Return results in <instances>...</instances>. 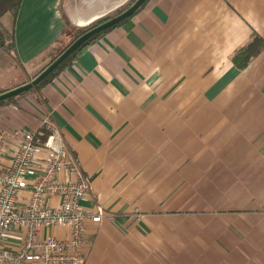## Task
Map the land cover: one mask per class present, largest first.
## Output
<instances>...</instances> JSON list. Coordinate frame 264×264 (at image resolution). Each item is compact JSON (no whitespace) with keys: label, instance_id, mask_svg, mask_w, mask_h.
<instances>
[{"label":"crops","instance_id":"crops-1","mask_svg":"<svg viewBox=\"0 0 264 264\" xmlns=\"http://www.w3.org/2000/svg\"><path fill=\"white\" fill-rule=\"evenodd\" d=\"M127 1L22 0L20 67L36 75L67 28ZM255 37L264 0H147L38 93L0 106V131L56 123L89 179L82 205L103 217L87 224L84 264H264V47L232 61Z\"/></svg>","mask_w":264,"mask_h":264},{"label":"built area","instance_id":"built-area-1","mask_svg":"<svg viewBox=\"0 0 264 264\" xmlns=\"http://www.w3.org/2000/svg\"><path fill=\"white\" fill-rule=\"evenodd\" d=\"M43 127V142L32 131H0V264H84L87 224L103 217L101 207L82 205L90 181L59 127L48 118Z\"/></svg>","mask_w":264,"mask_h":264},{"label":"trees","instance_id":"trees-1","mask_svg":"<svg viewBox=\"0 0 264 264\" xmlns=\"http://www.w3.org/2000/svg\"><path fill=\"white\" fill-rule=\"evenodd\" d=\"M22 0H0V49L4 50H12L14 54V41H13V29H12V22L16 17L19 5ZM136 0H128L123 6L120 8L116 9L115 11L111 12L110 14L94 21L93 23L89 24L86 27L83 28H67L64 31V35H69L70 41L64 45L57 53H54L49 60V63L52 62L59 54H61L74 40H76L78 37H80L82 34L85 32L89 31L96 25L113 18L123 12L125 9H127L129 6H131ZM145 4V3H144ZM143 4V5H144ZM142 5V6H143ZM141 6V7H142ZM9 15L10 16V25L9 29L5 28L4 25L1 22V18L4 15ZM118 25V24H117ZM116 26V25H115ZM115 26L103 31L102 33L114 28ZM102 33L97 34L95 36H92L88 40H86L84 43H82L65 61H63L52 73H50L44 80H42L39 84H37L35 87L30 89L27 92H24L20 95L8 98L6 100H3L0 102V106L4 105H9V104H16V102L23 96L38 93L43 86L46 85V83L53 77L55 76L61 69H63L67 64L70 62L74 61L84 50L85 48L97 37H99ZM7 42V43H6ZM264 47L263 41L259 37H255L251 42H249L247 45L243 46L240 48L235 55L232 58L233 63L240 69L244 68L247 66L248 62L250 61L251 58L256 56L258 52ZM15 56V55H14ZM16 58V56H15ZM17 60V58H16ZM18 62V60H17ZM19 63V62H18ZM48 63V64H49ZM47 66V65H46ZM45 66V67H46ZM43 67L42 70L45 68ZM41 70V71H42ZM40 71V72H41ZM40 72H38L34 76H29L30 79L22 82L20 84H16L10 89L16 88L18 86H21L27 82H29L31 79H33L35 76H37ZM9 89V90H10ZM5 92V91H4ZM2 93V92H1ZM39 99V98H38ZM36 140L39 142H43L46 139L47 136V131L43 127V129L39 132V134H36Z\"/></svg>","mask_w":264,"mask_h":264},{"label":"water","instance_id":"water-1","mask_svg":"<svg viewBox=\"0 0 264 264\" xmlns=\"http://www.w3.org/2000/svg\"><path fill=\"white\" fill-rule=\"evenodd\" d=\"M147 0H136L131 6L125 9L123 12L118 14L117 16L110 18L89 31L82 34L76 40H74L61 54H59L52 62H50L37 76L31 79L29 82L18 86L16 88L7 90L5 92L0 93V102L6 100L8 98L20 95L24 92L29 91L37 84H39L42 80H44L50 73H52L63 61H65L82 43L86 40L95 36L97 34L102 33L103 31L119 24L120 22L126 20L131 17Z\"/></svg>","mask_w":264,"mask_h":264},{"label":"rangeland","instance_id":"rangeland-1","mask_svg":"<svg viewBox=\"0 0 264 264\" xmlns=\"http://www.w3.org/2000/svg\"><path fill=\"white\" fill-rule=\"evenodd\" d=\"M1 22L5 28L9 29L10 16L7 14L4 15L1 18ZM63 37L64 38L63 40H60V43L66 45L70 41L69 35H64ZM64 45L60 46L58 44L53 54L57 53ZM29 79L30 77L27 76L24 70L20 67L19 63L14 57L12 50L0 49V84L5 86L9 84L16 85L25 82Z\"/></svg>","mask_w":264,"mask_h":264}]
</instances>
